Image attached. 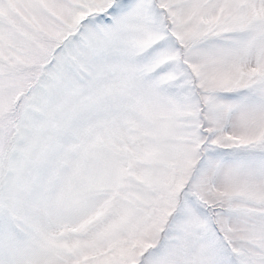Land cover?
Masks as SVG:
<instances>
[{
  "label": "snow or ice",
  "instance_id": "snow-or-ice-1",
  "mask_svg": "<svg viewBox=\"0 0 264 264\" xmlns=\"http://www.w3.org/2000/svg\"><path fill=\"white\" fill-rule=\"evenodd\" d=\"M0 264H264V0H0Z\"/></svg>",
  "mask_w": 264,
  "mask_h": 264
}]
</instances>
